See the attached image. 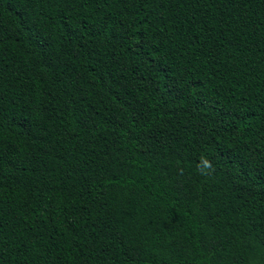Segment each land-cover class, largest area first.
Returning <instances> with one entry per match:
<instances>
[{"label":"trees","instance_id":"1","mask_svg":"<svg viewBox=\"0 0 264 264\" xmlns=\"http://www.w3.org/2000/svg\"><path fill=\"white\" fill-rule=\"evenodd\" d=\"M0 264H264V0H0Z\"/></svg>","mask_w":264,"mask_h":264},{"label":"clouds","instance_id":"2","mask_svg":"<svg viewBox=\"0 0 264 264\" xmlns=\"http://www.w3.org/2000/svg\"><path fill=\"white\" fill-rule=\"evenodd\" d=\"M198 170L200 174L203 176H207L212 171H214L211 161L206 156H202L200 158V162L198 164Z\"/></svg>","mask_w":264,"mask_h":264}]
</instances>
